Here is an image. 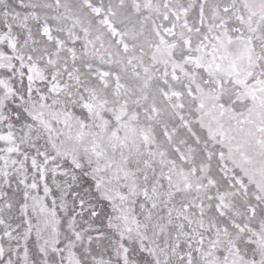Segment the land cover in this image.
<instances>
[{
    "label": "snow or ice",
    "instance_id": "1",
    "mask_svg": "<svg viewBox=\"0 0 264 264\" xmlns=\"http://www.w3.org/2000/svg\"><path fill=\"white\" fill-rule=\"evenodd\" d=\"M0 264H264V0H0Z\"/></svg>",
    "mask_w": 264,
    "mask_h": 264
}]
</instances>
